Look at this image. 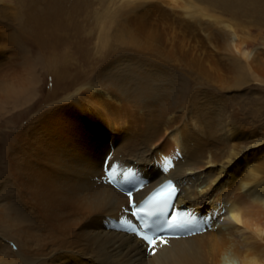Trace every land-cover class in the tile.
I'll return each mask as SVG.
<instances>
[{
	"label": "bare ground",
	"instance_id": "bare-ground-1",
	"mask_svg": "<svg viewBox=\"0 0 264 264\" xmlns=\"http://www.w3.org/2000/svg\"><path fill=\"white\" fill-rule=\"evenodd\" d=\"M202 5L116 0L96 61L67 50L61 65L47 38L28 46L33 16L23 44L0 20V264H264V38ZM190 18L227 38L191 44ZM167 178L179 226L148 255L119 224H136L121 189L143 184L139 201Z\"/></svg>",
	"mask_w": 264,
	"mask_h": 264
},
{
	"label": "rangeland",
	"instance_id": "rangeland-1",
	"mask_svg": "<svg viewBox=\"0 0 264 264\" xmlns=\"http://www.w3.org/2000/svg\"><path fill=\"white\" fill-rule=\"evenodd\" d=\"M194 1L215 11L221 18H232L239 26L250 31L253 37L260 38L257 43L264 38V0ZM115 2L116 0H3L0 2V20L4 22L6 33L23 44L24 35L33 29L32 23L29 22L31 20H28L33 16L38 21L35 27L37 39L28 42V46L37 51L43 44L40 40L47 38V42L51 43V51L60 53L57 55L58 65H61L62 56L67 50L87 52V61L95 62L98 57L95 53L98 38L104 35L109 37L110 34L113 36L118 23L121 20L124 21L125 15L122 10L115 8ZM160 6L165 8V18L172 17L180 20L182 17L189 18L179 14L181 9H173L164 3ZM36 17L46 21L45 32L41 28V21ZM101 19L104 23L99 22ZM186 20L187 23L181 22L183 23L182 31L187 35L188 41L197 47L202 45L205 37L212 31V34L214 36L216 34L220 41L227 38L216 29L214 30L213 26L200 22L198 18ZM103 24L106 25L105 29H102ZM258 48L263 47L259 45ZM85 60L81 58V64H86ZM188 74L197 80L202 79L197 76V73L188 72ZM81 76H84V73ZM259 95L264 108V90ZM259 129L264 133V118Z\"/></svg>",
	"mask_w": 264,
	"mask_h": 264
},
{
	"label": "snow or ice",
	"instance_id": "snow-or-ice-1",
	"mask_svg": "<svg viewBox=\"0 0 264 264\" xmlns=\"http://www.w3.org/2000/svg\"><path fill=\"white\" fill-rule=\"evenodd\" d=\"M167 159V158H166ZM168 170V166L165 165L164 171ZM114 170H109L107 175L109 180L106 181L110 184L114 182L113 178ZM125 177H130L133 175L131 170L123 173ZM140 187H143V184L139 186L134 183L131 188L121 189L124 191V194L128 197V206L123 209V211L129 214L131 217L136 218L142 223L137 227L136 224L131 223L129 219L120 218L119 224L124 227L126 232L132 233L135 237L140 239L142 242L146 243L149 247L147 249L148 255H155L154 246L157 243L167 244L168 238H166L163 233L167 231L164 224H167V221L164 220L161 223V219L165 213V210L170 208L177 198V189L173 185L172 181H167L153 191L147 198L141 202H137L133 198V192L138 191ZM191 219L185 218L188 224L196 222L195 214L189 213ZM206 222V221H205ZM176 227L174 224H168V229H173ZM203 228H197L196 231H204ZM186 235L195 234L191 229L185 231ZM179 238V237H176ZM15 247V245H13Z\"/></svg>",
	"mask_w": 264,
	"mask_h": 264
}]
</instances>
